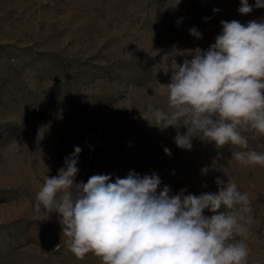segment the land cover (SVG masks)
Wrapping results in <instances>:
<instances>
[{"label":"rangeland","instance_id":"374dc122","mask_svg":"<svg viewBox=\"0 0 264 264\" xmlns=\"http://www.w3.org/2000/svg\"><path fill=\"white\" fill-rule=\"evenodd\" d=\"M176 2L0 0V264H101L71 253L58 213L36 206L45 177L76 146L77 183L155 173L158 191L200 195L217 192V178L234 181L253 209L248 264H264V166L241 165L232 153L245 149L230 144L193 138L190 150L180 148L176 128L146 119L149 104L168 111L171 57L183 63L207 50L222 20L264 21V7L248 0L253 10L241 14L240 0ZM243 135L247 150L264 153V136Z\"/></svg>","mask_w":264,"mask_h":264},{"label":"clouds","instance_id":"9594fccd","mask_svg":"<svg viewBox=\"0 0 264 264\" xmlns=\"http://www.w3.org/2000/svg\"><path fill=\"white\" fill-rule=\"evenodd\" d=\"M240 3L241 14L253 10L248 0ZM255 7H264V0H255ZM220 23L222 31L207 50L188 53L192 58L183 63L171 57L168 111L149 104L146 119L161 129L176 128L180 148L190 150L193 138L218 148L230 144L245 149L232 153L241 165L264 166V153L247 150L243 135L264 136V21ZM189 33L202 38L196 28ZM81 151L76 146L35 196L38 209L58 213L68 250L78 259L92 253L101 264H248L245 234L253 209L234 181L217 178L218 191L200 195H185L186 189L170 195L168 186L158 191L155 173H130L115 182L93 175L77 183Z\"/></svg>","mask_w":264,"mask_h":264}]
</instances>
